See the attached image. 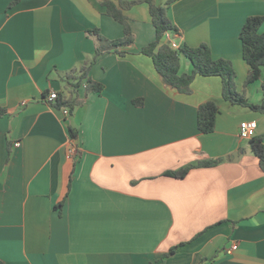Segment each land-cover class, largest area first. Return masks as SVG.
<instances>
[{
	"label": "crops",
	"instance_id": "obj_1",
	"mask_svg": "<svg viewBox=\"0 0 264 264\" xmlns=\"http://www.w3.org/2000/svg\"><path fill=\"white\" fill-rule=\"evenodd\" d=\"M104 1L0 0V260L264 264V170L239 134L250 120L264 134V113L225 100L219 76L198 75L186 91L168 85L141 52L156 38L147 2L124 11L135 36L128 52L102 53L91 68L101 92L80 87L84 103L71 116L48 100L63 89L59 72L92 58L88 30L124 35ZM168 14L181 31L167 34L174 48L209 45L233 63L238 90L264 100V77L244 86L240 39L264 0H175ZM192 69L183 58L181 71ZM209 100L220 112L204 133L198 111ZM206 160L221 161L166 173Z\"/></svg>",
	"mask_w": 264,
	"mask_h": 264
},
{
	"label": "trees",
	"instance_id": "obj_2",
	"mask_svg": "<svg viewBox=\"0 0 264 264\" xmlns=\"http://www.w3.org/2000/svg\"><path fill=\"white\" fill-rule=\"evenodd\" d=\"M174 1L168 0L164 5H157L152 0H105L103 5L106 7V12L124 24V35L120 38L109 39L99 29L88 30V35L96 39L95 52L92 58L84 60L80 65L68 71L59 72L63 89L57 92V98L51 100L50 103L58 109H67V114L71 116L73 111L84 103L80 97V87L85 86L87 94L90 92L98 93L104 89L103 83L90 76L91 68L102 53L112 51L125 55L128 52L124 49L134 43L135 36L124 11L136 3L147 2L152 22L156 27V38L144 46L141 52L152 59L156 70L168 85L186 91L190 89L198 75L219 76L222 78V96L225 100L264 113V100L261 103H253L247 98L245 91L238 90L237 73L229 59L214 57L210 46L207 44L199 46L185 44L179 48L172 46L171 41L167 38L168 32H181L168 14L169 6ZM263 23L264 16H248L240 32L243 57L249 65V72L244 83L245 87L264 77V31H260ZM183 58L191 60L193 65L191 72L181 71ZM219 112L220 108L215 100L201 104L198 111L199 130L204 133L213 132ZM3 114L4 111L0 110V116ZM69 132L72 137H76L78 131L76 127L69 125ZM250 144L252 152L259 158L261 168L264 170V134L253 136L250 139ZM220 161H201L181 170L166 173L167 175L183 177L193 167L213 166ZM178 247L179 245L171 248L167 255L175 253ZM0 264L6 263L0 260Z\"/></svg>",
	"mask_w": 264,
	"mask_h": 264
},
{
	"label": "built area",
	"instance_id": "obj_3",
	"mask_svg": "<svg viewBox=\"0 0 264 264\" xmlns=\"http://www.w3.org/2000/svg\"><path fill=\"white\" fill-rule=\"evenodd\" d=\"M55 98H57V91H52L49 95L48 100H54ZM64 111L67 113L68 110L64 109ZM258 123L256 120H250V121H243L240 124V128H239V134L242 138L244 139H251L253 136L256 135V129H257ZM16 146L20 145V142H16L15 143ZM70 152L75 153L76 150H74L73 148L70 150ZM234 248H236V246H234Z\"/></svg>",
	"mask_w": 264,
	"mask_h": 264
}]
</instances>
